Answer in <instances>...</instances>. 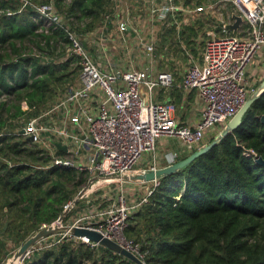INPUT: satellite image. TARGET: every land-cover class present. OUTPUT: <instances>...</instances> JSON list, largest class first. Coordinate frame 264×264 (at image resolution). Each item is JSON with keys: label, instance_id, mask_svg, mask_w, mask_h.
<instances>
[{"label": "trees", "instance_id": "1", "mask_svg": "<svg viewBox=\"0 0 264 264\" xmlns=\"http://www.w3.org/2000/svg\"><path fill=\"white\" fill-rule=\"evenodd\" d=\"M204 1L208 0H196ZM55 3L64 15L63 24L46 27L33 5L21 9L20 0H0V221L6 218L0 222V261L11 241L19 246L41 226L57 220L86 181L74 168L48 166L50 156L16 134L22 125L16 118L39 113L60 88L59 97L80 75L79 57L65 56V45L57 51L62 42L69 43L66 27L89 32L102 25L114 7V0ZM202 24L169 26L161 34V47L176 43L175 52L186 61L187 51L198 56ZM176 76L180 82L181 74ZM185 95L177 85L158 90L159 100L176 102L178 109L185 108L187 97L196 98L194 89ZM262 114L264 93L237 129L184 168L159 178L125 229L147 264H264V164L255 160L264 156ZM24 264L137 263L109 246L67 234L53 246L36 248Z\"/></svg>", "mask_w": 264, "mask_h": 264}, {"label": "built area", "instance_id": "2", "mask_svg": "<svg viewBox=\"0 0 264 264\" xmlns=\"http://www.w3.org/2000/svg\"><path fill=\"white\" fill-rule=\"evenodd\" d=\"M20 2L21 9L33 5L45 26L63 24L64 15L55 0ZM236 15L243 20L235 33L226 24L234 23ZM207 16L214 22L206 31L200 60L187 51L190 59L184 63L182 56L175 57L174 44L161 47V34L169 26L182 27ZM101 26L86 33L66 27L68 51L79 57L80 75L52 105L28 117L16 134L50 156L48 166L74 168L86 177L78 203L86 198L88 209L84 206L75 216L69 213L66 220L73 218L65 220L67 224L96 228L144 259L139 244L127 238L125 229L159 179L144 190H131L126 185L135 180L124 176L157 168L160 140L170 144L169 137H175L191 152L202 148L210 131L219 126L222 132L259 88L250 83L248 73L264 52V0H114ZM165 51L173 53L169 59L176 58L177 68L164 64L169 56ZM177 72L182 76L180 82ZM174 85L186 95L196 90L201 100L198 118L183 122L173 101L159 100L158 90ZM59 142L65 147L58 146ZM147 152H155L153 163L151 159L149 166L140 167ZM180 158L178 150H172L168 164ZM128 191L137 193L136 197L129 199ZM72 202L64 210L71 206L70 212L75 211L78 203ZM67 234L72 236L63 232L42 239L23 260L36 248L53 246Z\"/></svg>", "mask_w": 264, "mask_h": 264}, {"label": "water", "instance_id": "3", "mask_svg": "<svg viewBox=\"0 0 264 264\" xmlns=\"http://www.w3.org/2000/svg\"><path fill=\"white\" fill-rule=\"evenodd\" d=\"M243 17L241 15H236V21L234 23H227L226 26L229 29H233L234 32H237V28ZM264 93V79L260 84L259 88L254 91L247 101L243 104V106L237 111V113L226 123L225 128L220 132V134L211 142H208L205 146L200 149L194 150L190 154L178 159L176 162L168 164L166 166L157 167V168H149L142 172L133 173L130 175H125V178H129L132 180H144V181H152L155 179L161 178L163 175L172 173L177 171L181 168H184L188 164H190L194 159L198 156L208 152L220 139H222L228 133L237 129L242 121L243 116L248 111V109L252 106L254 101L258 99ZM261 121L264 123V114L260 116ZM24 131V130H22ZM58 146L65 147L58 143ZM256 162L260 164H264V156L259 154L255 158ZM85 190H81L73 199V205L80 201L81 195L84 193ZM71 211V206L66 208L64 212L60 215V217L50 224H44L41 226L34 234L30 235L18 248V250L14 254V258H19L23 261L26 254L33 248L35 245L41 241L42 239L52 236L57 233L69 232L72 236L77 237H86L98 243L104 244L106 246L111 247L112 249L116 250L117 252L127 256L129 259L133 260L137 264H147L145 259L139 256L135 251L132 249L122 245L115 239L110 238L109 236L105 235L102 231L89 227V226H80V225H70L65 223L67 215ZM6 223V227H7ZM6 264H9L7 262Z\"/></svg>", "mask_w": 264, "mask_h": 264}, {"label": "rangeland", "instance_id": "4", "mask_svg": "<svg viewBox=\"0 0 264 264\" xmlns=\"http://www.w3.org/2000/svg\"><path fill=\"white\" fill-rule=\"evenodd\" d=\"M35 2H38V0H34ZM59 12H61V11H59ZM62 13V12H61ZM101 22H103V21H101ZM47 23H49L48 21H47ZM102 24V23H101ZM50 25V24H49ZM103 25V24H102ZM101 26V25H100ZM47 27V26H46ZM102 27V26H101ZM96 28H98V26H96V27H94L93 29H96ZM205 36V35H204ZM27 44H28V46L29 47H33V48H35V50H37L38 48H36L31 42H27ZM63 45H65V47H66V52L68 51V49H69V43H68V45L67 44H65V43H63L62 42V44H61V46L57 49V51L58 50H61V49H63ZM30 51V50H29ZM166 52V51H165ZM167 54H166V56H168V58H166L165 60H164V64H166V63H168V64H172V60L173 59H169V57L170 58H173L174 56H172V54L173 53H171V52H166ZM67 55H69V53L67 54ZM67 55H65V56H67ZM175 55H178V54H175ZM198 56H200V53H198ZM195 58L197 59V60H199L200 58H201V56L200 57H197V55H195ZM190 59V58H189ZM188 59V60H189ZM260 61H255L254 62V64H253V67L249 70V77H248V79H249V81H250V83L251 84H255V85H260L261 83H262V81L260 80L261 78L259 77V73L257 72V71H255L254 70V68L257 66V64H259L260 66H263L264 65V52L262 53V54H260V56H259V58H258ZM184 61H185V58L183 59ZM185 63V62H184ZM188 63V62H187ZM62 90L63 89H61L60 88V91L58 92V94H57V96L62 92ZM56 96V97H57ZM6 96H4L3 98H5ZM55 97V98H56ZM59 97V96H58ZM57 97V98H58ZM55 98H53L52 100H51V102H50V104L48 105V106H50V105H52L54 102H55ZM174 103H176V102H174ZM48 104V103H47ZM46 104V105H47ZM48 106H46V107H48ZM30 110H32V109H30ZM182 110H184V109H179V111H182ZM193 112H191V110H190V112H189V114H192ZM28 118V116L26 115V116H23V117H21V118H16L15 119V121L17 122V123H19V122H21V124H23L24 122H25V120ZM196 117H192L191 118V120H194ZM181 119V118H180ZM182 121H184V119L182 120ZM20 124V125H21ZM220 132H221V128L219 127V126H216L215 128H213L211 131H210V135H208V142L209 141H211V139L213 138V137H217L219 134H220ZM214 134H215V136H214ZM217 135V136H216ZM211 136V137H210ZM169 140H170V146H171V148H175V149H179V150H182L183 148L180 146V143L179 142H181L180 140H177V138H175V137H169ZM177 141H179V142H177ZM165 143H166V141H165ZM165 152V150L164 149H161V146H159L158 145V148H157V150H156V156H157V158L158 159H160V158H162V159H165L164 157H163V153ZM155 153V152H154ZM154 153H151V152H147V153H145V155H144V158L146 159V158H148V160H150V159H152V158H154V156H153V154ZM144 158H143V161H144ZM147 160V161H148ZM135 181H137V182H141V180H135ZM151 182V181H150ZM153 183V182H152ZM152 183H150V184H152ZM118 184H120V182L118 181ZM130 183L128 182V185H126V187H128V188H130L131 190H134L133 188H135V186L134 185H129ZM138 186V185H137ZM83 187V186H82ZM82 189V188H81ZM80 189V190H81ZM141 190H144L145 189V187H141L140 188ZM79 190V191H80ZM117 190V189H116ZM115 189H114V191H116ZM139 190V189H138ZM79 193V192H78ZM136 195H137V193H135L134 191L133 192H130V191H128V198L129 199H132V198H135L136 197ZM113 199V198H112ZM82 201L80 202V203H78V207H76L75 208V211H72V212H70V216L71 215H76V213H77V211L78 210H82L83 208H84V206L85 207H87V209H88V203H87V199L86 198H84V199H81ZM106 203L107 202H103V206H106ZM77 204V203H76ZM72 218L73 217H69L68 216V218H67V220H66V222H69V221H72ZM4 221H6V218H4V219H2L1 218V224L4 222ZM65 222V223H66ZM0 233L1 234H3L4 232L1 230V228H0ZM57 236V235H56ZM9 237H11V236H9ZM129 239V238H128ZM21 245V244H20ZM20 245L18 246V242H16V241H11L10 242V244L8 245V250L7 251H9V253L8 252H6L5 253V255H4V260H2V263L3 264H6L7 262H9V259L11 258V257H13L14 256V254H15V252L18 250V248L20 247ZM37 245H39V243L37 244ZM25 263V260H23V261H21V264H24Z\"/></svg>", "mask_w": 264, "mask_h": 264}, {"label": "crops", "instance_id": "5", "mask_svg": "<svg viewBox=\"0 0 264 264\" xmlns=\"http://www.w3.org/2000/svg\"><path fill=\"white\" fill-rule=\"evenodd\" d=\"M200 21H202L203 22V24H202V28H203V30H202V33L200 34V36L198 37V39H197V48L199 49V53H200V56H201V58H202V53H203V46H204V44H202V41L203 40H205V37H206V35H207V33H206V31H207V29H209V28H211L212 27V25H213V22H214V20L211 18V17H209V16H207L206 18H205V20L204 19H202V18H198L195 22H193V23H189V24H184V25H182V26H185V25H194V26H198L197 24L200 22ZM181 27V26H180ZM180 27H178V28H180ZM205 35V36H204ZM161 40V39H160ZM181 41H183V40H181ZM174 45L176 46V43H174ZM174 54H178V55H175V57H178V56H182L180 53H178V52H175ZM193 54V53H192ZM200 56H197V57H200ZM193 57H195V55L193 54ZM200 58V59H201ZM199 59V60H200ZM173 62H172V64H170V67L171 68H177V64L175 63V61H176V58H175V61L174 60H172ZM189 60H185V63H187ZM257 61H260L259 59H257ZM180 66V65H179ZM186 66V64L185 65H181V67L182 68H184ZM253 67V66H252ZM254 70L255 71H257L258 73H259V77L261 78L260 80L261 81H263V79H264V65L263 66H260L259 64H257V66L254 68ZM180 73V72H179ZM181 74V73H180ZM181 78H182V76H181ZM192 90H189V92H187V95H190V92H191ZM195 100L194 101H192L191 99L188 101V97H187V95H186V97H187V102L185 103V108H183L184 110H182L181 112H179V117L181 118L182 116H183V118L181 119V120H183L184 119V121L183 122H186V121H189V120H191V118L192 117H196V118H198V112H199V110H200V105H201V100H200V97L197 95V92H196V90H195ZM199 107V108H198ZM199 109V110H198ZM190 110H191V112H193L192 114H189V112H190ZM196 110H197V112H196ZM195 118V119H196ZM214 136H215V134H214ZM217 136V135H216ZM211 137V136H210ZM178 140V139H177ZM177 142H179V141H177ZM180 143V146L183 148L182 150H179V149H175V148H171V144H168L167 142L165 143V140L163 139V140H160V142H159V146H161V149H164L165 150V152L163 153V157L165 158V159H162V158H160V159H158L157 158V160H156V162H157V166L158 167H162V166H166V165H168V154H170L171 153V151L172 150H178V152L181 154V156H186V155H188V154H190L191 153V151L192 150H190V149H188V148H186V147H184L183 145H182V142H179ZM146 160H148V158H146V159H144V161H142V163L140 164V167H147V166H149L150 165V163L152 164L153 163V159L151 160V162L149 163V160L148 161H146ZM131 185H134L135 187H139V189L141 188V187H147L148 185H151L150 183H152V181L151 182H137V181H131V182H129ZM129 184V185H130ZM138 185V186H137ZM141 190V189H140Z\"/></svg>", "mask_w": 264, "mask_h": 264}, {"label": "bare ground", "instance_id": "6", "mask_svg": "<svg viewBox=\"0 0 264 264\" xmlns=\"http://www.w3.org/2000/svg\"><path fill=\"white\" fill-rule=\"evenodd\" d=\"M9 264H21V259L11 257V258L9 259Z\"/></svg>", "mask_w": 264, "mask_h": 264}]
</instances>
